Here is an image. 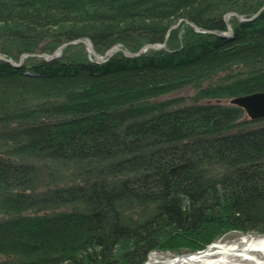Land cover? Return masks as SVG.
I'll return each mask as SVG.
<instances>
[{"label":"trees","instance_id":"16d2710c","mask_svg":"<svg viewBox=\"0 0 264 264\" xmlns=\"http://www.w3.org/2000/svg\"><path fill=\"white\" fill-rule=\"evenodd\" d=\"M264 0H0V264H140L264 234ZM181 19L179 25L168 28ZM192 22L198 31L185 22ZM189 89L184 99L157 100ZM183 100V101H182ZM185 100V101H184ZM184 238V239H183Z\"/></svg>","mask_w":264,"mask_h":264},{"label":"rangeland","instance_id":"374dc122","mask_svg":"<svg viewBox=\"0 0 264 264\" xmlns=\"http://www.w3.org/2000/svg\"><path fill=\"white\" fill-rule=\"evenodd\" d=\"M264 6V5H263ZM260 10V9H259ZM258 10V11H259ZM261 11V10H260ZM259 11V12H260ZM258 12V13H259ZM229 15H228V18H229V16H231V15H234L235 16V14H237L236 12H227ZM227 13H225V14H227ZM224 14V15H225ZM255 14V13H254ZM239 15V14H238ZM258 15V14H257ZM241 17H244V16H242V15H240ZM253 16V15H252ZM251 16V17H252ZM224 17V16H223ZM236 17V16H235ZM237 18V17H236ZM244 18H250V17H244ZM181 22V19L180 20H178L175 24H173L172 26H175V27H177L178 25H179V23ZM185 22L186 23H192V22H190V21H187V20H185ZM229 22V21H228ZM190 25V24H189ZM195 25V24H194ZM191 26V25H190ZM196 26V25H195ZM226 26V25H225ZM175 27H173V28H175ZM172 27H170V30L171 29H173ZM227 29V28H226ZM195 30H197V29H195ZM199 30V29H198ZM197 30V31H198ZM224 33V32H223ZM168 35V33L166 34V36ZM81 39H83V41L84 42H87V43H89V44H91L92 45V43L89 41V40H87V39H84V38H81ZM84 42H74V40H71V41H68V42H64V43H62L63 44V46L61 47V48H63L64 46H66V45H68V44H74V43H83L84 44ZM61 44V45H62ZM84 46H85V48H86V45L84 44ZM115 46H118L119 47V49L120 50H112V51H110L107 55H105V53H106V51L103 53V54H99V53H97L96 51H95V49H94V51L97 53V54H99V55H101V56H104V58L103 59H101V60H96L95 59V57L93 56V55H91V54H89V52H88V49L86 48V50H87V52H88V54L91 56V57H93V59L95 60V61H97V62H100V61H104V60H106L107 59V57L110 55V53L111 52H113V51H121V50H126V49H124L123 47H121V46H119V45H115ZM144 46V45H143ZM92 47H93V45H92ZM142 47V46H141ZM140 47V48H141ZM61 48H60V50H58V52H53L52 54H53V56H52V58L51 59H53V58H55V57H57V56H59L60 55V53H61ZM139 48V49H140ZM138 49V50H139ZM149 49H151V48H147L146 50H144L143 52H146L147 50H149ZM137 50V51H138ZM128 51V50H127ZM136 51V52H137ZM122 52V51H121ZM143 52H141L140 53V55L143 53ZM32 54H36V53H32ZM50 55V54H49ZM29 56H31V57H39V58H43L42 56H32V55H29ZM24 57H27V56H24ZM24 57L22 58V60H21V62H19V59H18V61H13V60H11L13 63H15V64H19L17 67H19V66H21V63H22V61H23V59H24ZM9 59V58H8ZM44 59V58H43ZM51 59H49V60H51ZM45 60V59H44ZM7 63V62H6ZM10 65V64H9ZM11 67H15V66H12V65H10ZM190 94H192V92L189 90V89H181V90H176V91H173V92H170V93H168V94H164V95H162V96H159L158 98H157V100H166V99H184V98H186V96H188V95H190ZM183 101V100H182ZM185 101V100H184ZM225 102H227V103H229V101H225ZM229 104H232V105H236V104H233V103H229ZM238 106V105H237ZM240 107V106H239ZM242 108V107H241ZM245 111V110H244ZM245 114H246V117L247 118H249V116H248V114L246 113V111H245ZM264 118V117H263ZM250 119V118H249ZM260 119V118H259ZM251 120H253V119H251ZM254 120H257V119H254ZM264 237V234H259L258 232H241V231H237V230H230V231H227L225 234H221V236L220 237H218L217 239H214V240H212V241H210L209 243H207L206 245H204L202 248H200V249H195V250H188V249H181V250H152L148 255H147V257L144 259V261L143 262H141L140 264H145V263H148L149 261H151V262H153V263H148V264H165V262H167V261H169L170 259H173V258H178V257H183L184 255H190V254H195V253H202L203 251H209V250H211V251H213L215 248H217V246L218 245H226L227 247L228 246H232V245H236V246H238V247H243L244 246V243H243V240L244 239H250V238H257V237ZM184 239V238H183ZM248 256L247 257H243V256H235V257H233V258H230V259H228V262L229 263H231V261H233L234 262V264H254V262L253 261H251L250 259H248V258H254V260H257V259H262V260H264V253H262V252H260V251H256V250H252V251H250L249 252V254H247ZM229 256V255H228ZM212 257H216V256H212ZM231 260V261H230ZM182 264H189V263H187V262H185V263H182Z\"/></svg>","mask_w":264,"mask_h":264},{"label":"water","instance_id":"95a60500","mask_svg":"<svg viewBox=\"0 0 264 264\" xmlns=\"http://www.w3.org/2000/svg\"><path fill=\"white\" fill-rule=\"evenodd\" d=\"M264 9V6H262L260 8V10ZM259 10V11H260ZM257 11L255 14H253L252 17L250 18H242L240 15L235 14V16L237 17L238 20L240 21H250L253 18H255L258 14ZM228 13L224 15L223 17V21L225 22L227 31L225 33H217L216 31L213 30H205V32L208 33H212V34H217L218 36L221 37H229L231 35V26L228 22ZM194 29L198 30V27L195 26L193 23H189ZM175 27V26H173ZM172 27V28H173ZM74 42H84L83 39L78 38L76 40H74ZM84 44L86 45V48L88 49L89 54L93 55L95 57L96 60H101L104 58V56H101L99 54H97L92 45L84 42ZM63 46L60 45L55 52H58V50H60V48ZM164 47V43L163 44H154V45H144L142 46L137 52H129L127 50H121L122 54L126 57H136L139 56L141 52H143L144 50H146L147 48H151V49H158V48H162ZM112 50H120L118 46H112L111 48H109L105 55H107L110 51ZM42 56L45 60H49L52 58L53 54H46V53H36V54H28V53H23L20 55L19 57V62H21L22 58L24 56ZM0 60H3L5 62H7L8 64L17 67L19 64H15L13 63L10 59L6 58L5 56L0 54ZM231 103L236 104L240 107H242L246 113L248 114L250 119H259V118H263L264 117V91H259V92H254V93H250V94H245V95H240V96H236L234 98H232L230 100Z\"/></svg>","mask_w":264,"mask_h":264},{"label":"bare ground","instance_id":"6f19581e","mask_svg":"<svg viewBox=\"0 0 264 264\" xmlns=\"http://www.w3.org/2000/svg\"><path fill=\"white\" fill-rule=\"evenodd\" d=\"M170 27H173V26L171 25ZM170 27L168 28L167 33H169L170 31ZM231 35H232V28H231ZM163 43H155V44H163ZM149 45H154V44H149ZM164 47H165V43H164ZM231 99H229V103H231L230 102ZM243 243H244L243 247H238L236 245H232V246L230 245L228 247L226 245H218L217 248H215L213 251L209 250L206 252L203 251L202 253L184 255L183 257L170 259L169 261L165 262V264H182L185 262L189 264H234V262L231 260H230L231 263H229L228 259L233 258L235 256L236 257L237 256L247 257L248 256L247 254H249V252L252 250H256V251H260L264 253V237L263 236L257 237V238L244 239ZM212 256H216V257H212ZM248 259L253 261L254 264H264V260L262 259L254 260V258L252 257ZM148 263H153V262L149 261ZM148 263H145V264H148Z\"/></svg>","mask_w":264,"mask_h":264}]
</instances>
